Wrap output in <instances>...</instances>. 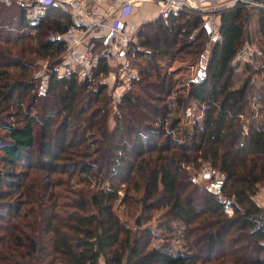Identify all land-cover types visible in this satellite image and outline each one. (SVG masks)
I'll return each mask as SVG.
<instances>
[{
	"label": "trees",
	"instance_id": "16d2710c",
	"mask_svg": "<svg viewBox=\"0 0 264 264\" xmlns=\"http://www.w3.org/2000/svg\"><path fill=\"white\" fill-rule=\"evenodd\" d=\"M14 7L17 19L0 15V264H264V210L252 198L264 182V116L257 122L251 109L254 99L264 105L253 82L264 66L244 63L234 86L232 63L250 38L264 52V9L217 11V42L196 9L142 24L135 63L148 49L151 60L204 58V66L184 94L172 74L139 68L111 114L99 81L107 64L93 79L58 75L65 47L50 36L67 30L68 13L50 8L30 26ZM44 60L42 82L35 72ZM192 103L202 116L184 131L178 113ZM205 163L224 174L217 194L187 171ZM118 201L139 213L135 230L116 213ZM158 210L159 227H181L186 250L150 247L143 223Z\"/></svg>",
	"mask_w": 264,
	"mask_h": 264
},
{
	"label": "built area",
	"instance_id": "2783aa9c",
	"mask_svg": "<svg viewBox=\"0 0 264 264\" xmlns=\"http://www.w3.org/2000/svg\"><path fill=\"white\" fill-rule=\"evenodd\" d=\"M0 2L9 7L14 5L22 7L25 21L30 26H37L50 8H59L67 12L70 18L67 30L50 36V39L63 42L65 47L57 67L58 75H73L79 81L93 79L98 67L102 63L107 64L109 68L107 75L103 76L100 73L102 76L99 81L107 85L114 105L132 90L134 82L140 79V69L134 61L135 48L132 47V43L136 42L142 22L130 20L135 9L146 3H155L159 7L158 16L164 20L181 10L196 9L207 21L211 42L219 41L220 35L219 24L213 22L210 14L237 3L264 9V0H0ZM143 52L144 55L151 54L148 49H144ZM262 55V51L257 47L244 44L232 63L241 66ZM182 115L184 117L190 115L187 108ZM207 165L201 166V171L207 178L217 174L208 189L217 194V184L224 179V174ZM224 210L229 215L232 214L229 200H225Z\"/></svg>",
	"mask_w": 264,
	"mask_h": 264
},
{
	"label": "rangeland",
	"instance_id": "374dc122",
	"mask_svg": "<svg viewBox=\"0 0 264 264\" xmlns=\"http://www.w3.org/2000/svg\"><path fill=\"white\" fill-rule=\"evenodd\" d=\"M148 6H152L151 4L148 5V3L145 5V8ZM141 13L143 10L145 9H140ZM0 15L1 16H7L6 18H8L9 16L12 19H17L19 16V9L14 7V8H10L9 6H4L3 4H1L0 2ZM152 20V19H150ZM150 20L147 21H143L142 24H144L145 22H148ZM141 24V25H142ZM140 25V26H141ZM264 53V52H263ZM206 58V56H205ZM151 60V56L150 55H144L143 59L141 60H136V64L138 66V68H142L144 72H151L152 77L154 78H163L165 75L167 74H172L173 77L176 80L177 83V87L176 90L178 93H185L188 86L186 83V79L187 78H192L195 77L199 74V72L202 70L203 66H204V62L205 59L203 58L200 62L201 64H197L193 69L192 67L194 66L189 64L187 61H181L179 59H170V58H159L156 60H151V67H149L147 65V61ZM173 61V63H172ZM181 61V62H180ZM184 62V63H182ZM47 60L41 61L39 62V68L38 70L35 72V74L37 76H40V80H42L43 78H46L45 72L47 70ZM156 66V68L153 69L152 66ZM244 64H242L237 70H236V75L234 78V86H238L240 84V81L242 80V78H244V75H242V70ZM255 68H259L258 65H256ZM156 69V70H155ZM253 82L255 84V86L261 90L262 93H264V78H259V77H253ZM45 81V80H44ZM42 80V82H44ZM254 103V104H253ZM110 108H111V114H113L116 110V106L114 105L113 102L110 103ZM251 109L255 111V120H257V122L261 121L262 117L264 116V105L261 104L258 100L254 99V102H252L251 104ZM187 110L189 111L190 115L188 117H184L182 114V111H180L178 113L179 117H182L180 119L181 123V128L185 131V130H189L190 131V127L193 123V120L195 118H200L201 112L198 109V106L196 103H192L191 107L187 108ZM264 118V117H263ZM245 122L247 120H250L249 118H244ZM113 124V116L110 115V119H109V125L111 126ZM207 165L202 164L198 167L195 166H188L187 167V171L189 173V175L192 178V182L194 184H196L199 188H206L207 191L210 187L211 184H213L215 176H217V174L214 175V177L211 178H207L203 176V171H201L202 167ZM209 166V165H207ZM201 167V168H200ZM204 170V169H203ZM78 178L74 179V182H77ZM77 187H81L78 186ZM122 195V193H121ZM253 200L256 203V205H258L259 207L263 208L264 210V182L258 184L257 186V191L256 193L253 195ZM115 211L118 214V216L126 222V224L132 229L135 230L137 228V225L135 224V217L138 216V212L136 213V216H132L129 214V209H128V205L124 202H116V206H115ZM161 211L158 210L154 213L153 218L151 221H148L146 223H143V227H150L152 235H151V243H150V247H161L162 245L167 244V247L170 248L173 252H179V250L184 251L186 250V247L184 245V242L182 240V236H181V227L174 223L173 225L175 227L172 228V230L169 231V229H166L164 227H159L160 223H162V218H160ZM160 221V222H159ZM165 222V221H164ZM99 264H104L103 259L101 258L99 260Z\"/></svg>",
	"mask_w": 264,
	"mask_h": 264
},
{
	"label": "crops",
	"instance_id": "0c3cea01",
	"mask_svg": "<svg viewBox=\"0 0 264 264\" xmlns=\"http://www.w3.org/2000/svg\"><path fill=\"white\" fill-rule=\"evenodd\" d=\"M147 4V3H146ZM145 4V5H146ZM151 4L152 6H148V8L146 7L145 8V5L142 6V7H139L138 9H135L133 11V14L131 15L130 17V20L134 21V22H143V21H147V20H150V19H154L158 16V12H159V7L157 4L155 3H148V5ZM145 9L142 11V13L140 12L141 10L140 9ZM250 8V7H248ZM210 17L212 18L213 22H215L216 24L218 23L219 24V16L217 13H212L210 14ZM245 44H248V45H251V46H254V47H257L258 49H260L259 45L257 44L256 42V39L255 38H250L249 40H247L245 42ZM261 50V49H260ZM263 53V52H262ZM181 62V61H180ZM173 63V61H172ZM184 63V62H182ZM250 65H253V67L255 68L256 65H258V67L260 68L261 66H264V53L262 56H258L257 58H253L251 61L249 62H246ZM198 64V63H197ZM197 64H194V66L192 67V69L197 65ZM201 64V62L199 63ZM253 77H259V78H264V74L263 73H258V74H254ZM254 80V79H253ZM188 90V88H187ZM186 90V91H187Z\"/></svg>",
	"mask_w": 264,
	"mask_h": 264
}]
</instances>
